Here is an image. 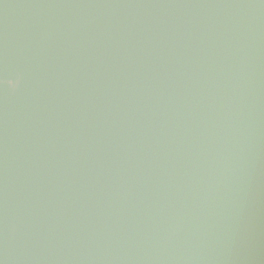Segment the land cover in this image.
Segmentation results:
<instances>
[{
    "label": "water",
    "instance_id": "water-1",
    "mask_svg": "<svg viewBox=\"0 0 264 264\" xmlns=\"http://www.w3.org/2000/svg\"><path fill=\"white\" fill-rule=\"evenodd\" d=\"M0 264H264V0H0Z\"/></svg>",
    "mask_w": 264,
    "mask_h": 264
}]
</instances>
